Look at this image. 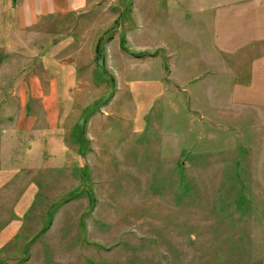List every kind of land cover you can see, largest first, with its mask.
Instances as JSON below:
<instances>
[{"label":"rangeland","instance_id":"1","mask_svg":"<svg viewBox=\"0 0 264 264\" xmlns=\"http://www.w3.org/2000/svg\"><path fill=\"white\" fill-rule=\"evenodd\" d=\"M171 1L166 21L150 0H95L86 16L0 39V136L3 119L11 129L52 116L53 70L60 120H71L57 130L85 139L78 151H46L32 174L13 141L0 264H264V0ZM71 39L81 65L105 76H77ZM123 45L151 55L132 60ZM116 52L131 64L118 68ZM36 76L46 109L32 94L24 111L19 84Z\"/></svg>","mask_w":264,"mask_h":264},{"label":"crops","instance_id":"2","mask_svg":"<svg viewBox=\"0 0 264 264\" xmlns=\"http://www.w3.org/2000/svg\"><path fill=\"white\" fill-rule=\"evenodd\" d=\"M94 1L95 0H0V39H2L3 37L11 39L15 32L23 31L24 29L27 30L30 27L36 25L40 20L45 19L46 17L56 16L58 18L59 16H66V15L74 16L84 12L86 16L88 15L86 11L92 10L93 8L92 4ZM175 1L176 3L171 1V5L178 4L182 8H184V6L181 4L182 0H175ZM168 2L169 0H166V2H162V0H157V1L150 0L149 2L150 5L148 6L149 12L154 14L155 16L164 15L163 17L161 16L160 19L162 18V20L164 19L166 21L165 16L169 15L167 11ZM195 10H198L197 7ZM85 25H87V23ZM155 25L157 24L155 23V21H153L150 30ZM133 35H139V33H133ZM220 35L221 34L219 28L216 33L212 31L213 40L214 39L219 40ZM70 36L76 37L74 33H72ZM148 42L149 44H151V46L154 47L157 46V44L152 43L151 40H148ZM2 44L3 41H0V45ZM143 46H146L145 42L143 45L142 44L140 45V47ZM61 47L62 46H60V44H58L57 46L55 45L53 46L54 55L58 54V56H60L64 54V53L62 54V51H65L66 49ZM79 47L80 48L82 47L81 42L79 40L76 41H73L72 39L69 40V53L75 54L77 56L76 57L77 65H74L72 67V70H74L76 74L77 73L80 74V76L82 77H89V76L92 77V75L97 71H99L102 74V76H105L107 70L100 65H97L96 68L97 71H93V69L90 67L92 65H86V66L81 65L82 63V62L80 63L81 57L77 55V48ZM125 47L126 49L123 48L124 51L134 56L132 60H134L135 58H140L141 55H149V56L151 55V53L148 54L144 53L146 52L144 50H133L128 46ZM116 54L120 58L119 60L120 65L118 62V68H122V67L124 68V65H126L125 63L131 64L132 60H129L130 58L128 59L125 56H122L118 52H116ZM126 60L130 62H127ZM59 69H65V68L59 65ZM84 70L86 71L87 75L82 73ZM46 72H48V74H50L52 77V81L50 82V88L48 91L49 94L48 96L50 97L52 96V97L51 98L47 97V98H49L48 102L49 105H51L50 111H53V114L49 119L47 120L42 119V121H38L37 119H32V118L30 119L23 118L24 120H21L19 125L12 124L11 129L9 128L11 120L3 119L2 126L5 131L4 134L0 136V185L7 182V178L5 174H12L13 172V158L16 157L14 155V150H13L14 148L13 141L16 143L19 142L18 144H21L20 157L23 160H21L20 164L22 165V167H26L27 171L32 174L34 172H39L41 168L44 167V157L46 155V151L48 155L51 156L49 158L55 157V154L59 155L62 152L67 153V151H71V150H73V152L75 150L78 151V146L76 145V147H74L73 144L74 143L77 144L78 141L81 142L80 144H82L85 140V139L80 140L81 137L78 139H73L71 137L72 135L71 130H68L67 132L68 134H66V132L65 134H62L61 130H57L61 127H63V129L69 128L71 126V120H69L68 124L66 123L62 124L60 120L61 112L59 109V104L55 98L58 74L56 75L53 70H49ZM78 74L77 76H79ZM262 75L264 78V66H263ZM32 79H34L32 85H29V83L26 81L21 82L19 84L20 108L22 109L24 107V111H26L28 100L32 98V94H35L36 97L33 98H37L36 108L38 110L45 111L46 105L44 103L46 102L45 101L46 97H44L45 93L42 90V85L37 76L32 77ZM90 85L91 87L98 88V85L96 83H92ZM54 105L57 106V108H54ZM12 121L14 122V120ZM65 122H67V120ZM92 123L93 120L87 122L86 128L88 130L87 131L88 136L86 135V139H88L89 140L88 142L92 144V146L90 147L94 148V142L96 144V141H94V138L92 137L91 134L89 135V127L91 126ZM53 126H55V129H53ZM76 126H80V125L76 122ZM49 131H52L53 133L46 134ZM18 137L20 138L19 141L17 140ZM13 138H15V140H13ZM47 144L53 145L54 146L53 149L49 148L46 150ZM59 146L61 148V152H59L58 149ZM82 148L83 147L80 146L79 150ZM66 160L67 158L65 157V163H66L65 166L67 168V165H69V163H67ZM2 177H4V179Z\"/></svg>","mask_w":264,"mask_h":264},{"label":"trees","instance_id":"3","mask_svg":"<svg viewBox=\"0 0 264 264\" xmlns=\"http://www.w3.org/2000/svg\"><path fill=\"white\" fill-rule=\"evenodd\" d=\"M123 41H124V40H122V42H123ZM123 48L126 49V47H125L124 45H123Z\"/></svg>","mask_w":264,"mask_h":264}]
</instances>
